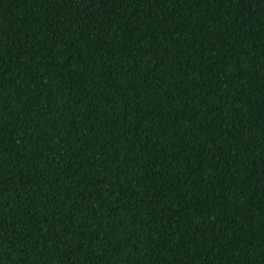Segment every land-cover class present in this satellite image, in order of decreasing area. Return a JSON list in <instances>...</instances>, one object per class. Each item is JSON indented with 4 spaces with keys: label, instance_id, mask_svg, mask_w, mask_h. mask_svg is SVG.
<instances>
[{
    "label": "trees",
    "instance_id": "trees-1",
    "mask_svg": "<svg viewBox=\"0 0 264 264\" xmlns=\"http://www.w3.org/2000/svg\"><path fill=\"white\" fill-rule=\"evenodd\" d=\"M0 264H264V0H0Z\"/></svg>",
    "mask_w": 264,
    "mask_h": 264
}]
</instances>
